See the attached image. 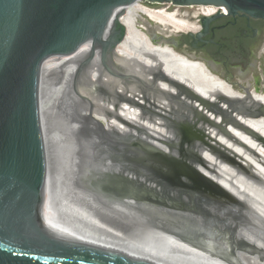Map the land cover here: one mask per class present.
<instances>
[{"label": "bare ground", "instance_id": "1", "mask_svg": "<svg viewBox=\"0 0 264 264\" xmlns=\"http://www.w3.org/2000/svg\"><path fill=\"white\" fill-rule=\"evenodd\" d=\"M214 10L211 8L205 12ZM222 10L225 11L224 8ZM114 22L125 31L111 54L104 46L103 56L86 63L90 41L85 40L71 53L45 59L39 66L36 98L44 153V179L56 225L69 235L116 246L162 264H222L221 261H214L215 256L211 254L197 253L190 247H180L173 242L168 244L164 237L150 231L146 222L138 219L139 214L136 216L137 224H120V219H113L126 217L123 214L128 213L120 207L130 209L122 202L123 198L115 200L119 204L100 203L97 197L61 177V172L64 173L62 165L75 146L74 139L66 130L68 121L66 114L63 116V110L67 113L66 108L60 111L59 106V117L53 115L61 97L70 95L75 101L80 100V103L77 102V120L68 125L72 131H84L81 118H89L112 131L128 132L137 138L145 134L153 143L166 147L169 145L167 136L172 133L162 112L188 115V110L198 113L196 106H199L198 109L209 116L206 118L200 113L204 121L215 128L210 134L217 139V143L251 168L249 172H244L230 165L226 159L201 150L207 164L204 168L206 176L248 204L243 206L246 215H239L238 223L227 220L223 226L235 225L233 229L241 236L238 243L249 241L253 243V249L255 247L258 252H264V93L249 91V86L242 87L244 91H238L233 86L236 94L242 97L238 99L233 93H226L227 86L232 84L207 63L192 54L176 50L170 44L172 41L169 39L172 38L163 36L164 32L196 29L194 24L179 17L176 12L153 10L138 0L116 7L110 11L102 30L104 40L110 39ZM158 33L162 35L159 37ZM99 48L100 45L95 51ZM164 61L177 68L171 76H166L164 72ZM66 98L63 102L67 101ZM145 103L158 110L147 108ZM220 121L228 125L225 132L216 127ZM101 158L103 161L109 157L104 154ZM115 167L119 166L114 165L113 169ZM123 179L128 181L130 178L124 175ZM121 184L118 183L115 192L123 191L126 198L132 199L137 195L139 200H146L149 197L147 190L136 192L132 186ZM74 208L82 213V217L71 215ZM210 209L213 211L210 216L205 211L209 220H224V215L215 212V207ZM128 215L132 216V213ZM219 215L221 217H217ZM171 244L175 246H169ZM236 253L243 264H264L262 257L256 258L244 250H236Z\"/></svg>", "mask_w": 264, "mask_h": 264}, {"label": "water", "instance_id": "2", "mask_svg": "<svg viewBox=\"0 0 264 264\" xmlns=\"http://www.w3.org/2000/svg\"><path fill=\"white\" fill-rule=\"evenodd\" d=\"M133 1L0 0V264H162L62 231L53 219L44 179L36 98L40 63L71 53L85 40L90 41L86 63L99 45L111 54L125 30L114 22L110 39L104 40L108 15ZM144 1L215 6L227 15L264 20V0ZM222 16L203 18L204 32Z\"/></svg>", "mask_w": 264, "mask_h": 264}, {"label": "rangeland", "instance_id": "3", "mask_svg": "<svg viewBox=\"0 0 264 264\" xmlns=\"http://www.w3.org/2000/svg\"><path fill=\"white\" fill-rule=\"evenodd\" d=\"M138 2L142 4L143 1L138 0ZM190 7L202 8V6ZM193 10L195 11V9ZM188 12V9H184L187 17ZM197 14L199 12L195 11L194 15ZM181 34V32L168 34L164 32L163 36L173 39L175 44L173 42L170 44L176 50L192 54L207 63L209 67L213 68V71L232 84L236 90L244 91L242 87L249 86L251 88L249 91L264 93V59L262 57L255 58L251 66L222 65L214 62L208 56L193 53L187 47L182 46ZM161 35V33L157 34L159 37ZM103 48L104 46H100L94 52L93 58L98 60L105 52ZM65 98L66 96H63L59 99L58 103L60 104L55 106L53 115L56 114L59 117V106L61 107L60 111L66 108L67 113H64L63 110V116L66 114L68 125L71 126L70 122L77 120V102L80 103V100L75 101L68 95L67 101L63 102ZM149 105L145 103L147 108L158 110L154 109L152 105L149 107ZM261 109L263 111V108ZM197 110L198 113L188 110V115L162 112L167 127L172 133L166 139L169 141L168 147L153 143L145 134H141L140 138H137L128 132H118L115 129L112 131L103 124L89 120V118H81L84 123V131L81 132L72 131L66 125V130L74 139L75 146L62 165L64 173L61 172V177L91 193L97 197L100 203L119 204L115 200L123 198L121 201L129 205L130 209L120 208L128 210L132 216L128 215L127 217V213L123 214L126 217H117L113 220L118 219L117 221H119L120 219V224H137L136 216L138 217L139 214L140 218L138 219L146 222L145 225L150 231L164 237L168 244L173 242L180 247H190L197 253L211 254L215 256L216 260L214 261H221L222 264H243L236 250H244L256 258L262 257L264 260V252H258L255 247L253 249V243L245 240L240 242L242 244L237 242L241 236L239 237L236 230L233 229L235 225L227 228L223 226L227 220L238 223L239 215H246L244 207L248 204L224 189L219 182L206 176L204 168L207 164L206 159L201 155V150L226 159L230 165L244 172H249L251 168L246 162L217 143V139L215 140L210 134L211 130L215 128L204 121V116L208 118V114L198 108ZM200 113H203L204 116ZM214 121L217 122L215 119ZM224 124V122H218L216 125L220 132L228 130V125ZM104 154L109 158L102 161L101 157ZM57 165L59 166V163ZM112 165L119 167L113 169ZM126 168L129 169V172ZM124 175L130 179L124 181ZM118 183L132 186L135 191L137 190L136 192L147 190L146 195L149 197L146 200H139L137 195L132 199L126 198L123 191L115 192ZM120 193L122 194L120 195ZM211 207H215V212L218 214L224 215V220L222 218H220L221 220H209L205 216V211L209 213V216L212 215ZM251 208L255 210L253 207ZM105 216L107 217V214ZM173 244L169 246L172 247Z\"/></svg>", "mask_w": 264, "mask_h": 264}, {"label": "flooded vegetation", "instance_id": "4", "mask_svg": "<svg viewBox=\"0 0 264 264\" xmlns=\"http://www.w3.org/2000/svg\"><path fill=\"white\" fill-rule=\"evenodd\" d=\"M142 4L153 10L176 12L179 17L194 24L196 29L180 31L182 33V46L187 47L193 53L208 56L214 62L222 65L251 66L255 58L262 57L264 59L263 19L252 18L241 13L234 16L227 15L226 11L215 6H202L199 9L198 7H179L149 1H143ZM211 8L215 10L205 12V10ZM184 9L189 10L188 17L184 13ZM193 9L198 11L199 14L194 15L195 11ZM218 14L223 16L211 20L204 32L202 28L203 18H210ZM202 32L203 35L197 38L196 34Z\"/></svg>", "mask_w": 264, "mask_h": 264}, {"label": "trees", "instance_id": "5", "mask_svg": "<svg viewBox=\"0 0 264 264\" xmlns=\"http://www.w3.org/2000/svg\"><path fill=\"white\" fill-rule=\"evenodd\" d=\"M210 186V185H209Z\"/></svg>", "mask_w": 264, "mask_h": 264}]
</instances>
